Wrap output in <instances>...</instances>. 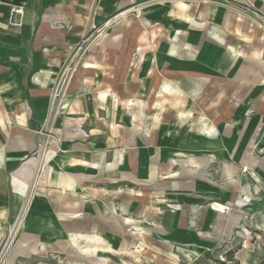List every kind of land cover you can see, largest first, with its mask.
<instances>
[{"label": "crops", "instance_id": "1", "mask_svg": "<svg viewBox=\"0 0 264 264\" xmlns=\"http://www.w3.org/2000/svg\"><path fill=\"white\" fill-rule=\"evenodd\" d=\"M137 2L122 1L120 8ZM181 5L182 9L188 8L185 2L181 1ZM112 6L113 0H0V251L10 224H15L12 233L17 223L24 227L8 256L0 264H16L21 258L34 256L44 258L50 252L49 248L54 253H65L68 244H74L79 255L96 257L95 264H108L111 254L124 253L125 245L120 249L113 248L107 239L113 238L112 235L104 237L91 227L80 226L70 232L67 238L65 232L70 230L67 224L88 223L95 215L109 213L114 218H120L115 221L130 226L132 234L138 238L150 234L148 229L138 225L140 209L133 218L129 215L133 206L137 205L135 203L140 202V190H144L146 184L154 186L161 179L168 181L163 188L188 190L183 194L191 202L206 203L198 205L200 217L194 229L187 226L191 205L171 204L180 213L177 216L179 227L170 233V237L175 244H183L191 250L201 248L202 253L209 255L216 252L215 233L206 229L211 223V212L218 213L214 226L225 222L241 223L242 218L233 220L226 214L227 210H235L231 202L237 200L241 189L260 195L256 192V187L260 186L253 187L249 180L257 181L253 177L263 174L253 149L264 127V111L258 113L260 118L242 152L239 163L244 168L224 162L219 171L221 182L209 175L208 161L200 160L189 149L177 151L174 145L165 147L164 139L160 136L154 141V137L148 135L144 126L135 119L130 127H124L121 148L110 150V136L95 132L92 122L96 123L97 117L100 118L101 113L107 111V108L99 106V99L114 98L119 104L121 100L115 91H102L92 98L88 112H82L77 98L66 114L58 110L51 118V96L58 67L74 52L81 32L92 29L96 20L94 12L109 10ZM19 7L23 8L22 14L12 12L13 8ZM134 10L139 15L135 17L133 26L144 31L139 35L140 46L135 47L133 40L126 43L119 35H106L104 43L102 40L106 50L121 52V61L126 67L130 65L133 52L138 51V64H141L142 69L147 52L153 46L156 51L161 38L170 47L171 60L193 62L197 59L200 50L187 41V30L167 27L162 22L155 24L140 15V7ZM115 19L117 17L108 24ZM176 19L180 25L188 24L190 28L202 31L204 38H210L222 48L229 49L218 34L212 36L209 33L206 21H197L191 15ZM14 21L19 24H13ZM229 21L230 14L227 13L222 23L228 26ZM240 52L235 53L230 62L229 69L233 70V77L244 89L264 85V43L259 48L250 49V53ZM106 56L104 63L108 64L111 60ZM92 58L94 55L87 58V63L82 66L85 70L79 71L76 79L89 82L88 79L93 75V65L90 64ZM153 72L154 69L150 74ZM162 88L170 95L176 93L169 83ZM127 105H131V102ZM240 106L238 99L234 102V108ZM251 113H245L247 118L238 135L231 136L234 137L231 157L239 153L251 126ZM222 122L218 119L202 135L215 139L216 136L211 134L218 130ZM49 125L52 135L47 134ZM231 126L235 128V125ZM141 137L144 140L145 137L149 138L148 147ZM189 139L192 142L193 138ZM177 166H180V170L175 171ZM130 184L137 187L135 198L121 199L120 214L102 210L101 207L111 209L114 193L117 190L124 192L123 186ZM218 198L228 199L222 202ZM237 207L242 208L244 205ZM34 224H41V227ZM121 230L125 232L123 228ZM50 232H57L58 235L51 236ZM125 234L128 235L127 232ZM199 236L205 237L203 245L194 242ZM54 238L56 241H51ZM38 264L46 263L39 261Z\"/></svg>", "mask_w": 264, "mask_h": 264}, {"label": "rangeland", "instance_id": "2", "mask_svg": "<svg viewBox=\"0 0 264 264\" xmlns=\"http://www.w3.org/2000/svg\"><path fill=\"white\" fill-rule=\"evenodd\" d=\"M122 1L126 0H113V6L109 10L94 12L96 20L92 29L81 32L76 40L74 52L58 67L51 96V118H54L58 110L66 114L77 98L82 112H88L92 98L102 91L112 90L118 94L121 101L117 104L114 98L99 99V106L107 108V111L101 113L100 118L97 117L96 123L92 122L95 132L110 136V150L121 148L124 127H130L135 119L144 126L148 135L154 137V141L160 136L164 139L165 147L174 145L177 151L189 149L188 151L200 160L208 161V173L218 182H221L219 171L224 162L235 163L244 168L239 161L260 118L258 113L264 111V85L244 89L233 77V70L229 69V66L235 53H250V49L263 45L264 0H138L135 4L120 8ZM181 1L187 3L188 8L182 9ZM135 7H140V15L155 24L162 22L167 27L187 30V41L200 50L197 59L193 62L171 60L170 47L161 38L156 51L152 45L153 49L147 52L142 69L141 64H138V51L133 52L130 65L126 67L121 61V52L106 50L103 43L106 35H119L126 43L133 40L135 47L140 46L139 35L144 31L133 26L135 17L139 15L134 10ZM129 8L131 9L128 10ZM227 13L230 14V21L228 26H224L222 20ZM187 15L197 21H206L209 33L212 36L218 34L229 49L222 48L210 38H204L202 31L177 22L176 18H185ZM116 17L117 19L108 24ZM148 37L153 44L151 35L148 34ZM91 55H94L90 62L93 65V75L86 83L75 77L79 71L85 70L82 66ZM105 56L111 60L108 64L104 63ZM152 69L154 72L151 75ZM166 83H169L176 93H166L162 88ZM238 99L241 106L234 108V102ZM129 102L131 105L128 106ZM248 111H252L251 126L241 143L239 153L231 157L234 137L244 125L247 118L245 113ZM218 119L223 122L218 130L211 134L216 136L215 139L202 135V132L214 125ZM230 124L235 125V128L229 127ZM52 132L49 125L47 134L52 135ZM233 134L234 137H231ZM190 137L193 138V143ZM144 142L148 147L149 138L145 137ZM253 155L258 160L259 169L263 174L258 175L260 179L253 177L257 181L252 179L249 183L253 187L260 186L256 187V192L260 195L241 189L237 200L231 202L235 210H227L226 214L233 220L242 218L241 223L225 222L214 226L218 213L211 212V223L206 229L215 233L213 236L216 238V252L212 254L202 253L201 248L191 250L188 246L175 244L172 240L170 233L179 227L177 216L180 210L172 208L171 204L191 205L187 226L194 229L200 217L198 205L206 203L191 202L183 194L188 190L163 188L168 181L161 178L154 186L146 184L145 189L140 190V202L135 204L141 206H133L129 215L133 218L140 209L138 225L148 229L150 234L140 235L138 238L132 234L130 226L115 221L120 220L118 216L114 218L106 213L103 216L95 215L88 223H68L70 230L65 232V237L69 238V233L80 226L91 227L95 233L104 237L107 234L112 235L113 238H107L112 247L120 249L125 245L126 250L122 254H111L108 264H261L264 262V127L253 149ZM178 170L180 166L175 169ZM196 181L202 183L200 180ZM123 189L124 192L117 190L111 197V209L100 206L102 210L119 213L122 198L129 197L134 200L137 187L130 184L124 185ZM226 199L228 198H218V201L223 202ZM241 205L244 207H237ZM250 207L255 209H249ZM14 225L9 226L8 236L0 251V262L8 256L18 236L24 231L21 224L5 251ZM34 225L41 227V224ZM217 227H220L218 231ZM121 228L128 235L122 232ZM50 233L51 236L58 235L57 232ZM55 239L51 241H56ZM204 240L205 237L199 236L194 242L196 245H203ZM67 246L65 253H54L49 248L50 252L45 254L44 258H21L16 264H38L39 261L46 264H95L96 257L89 258L87 255L77 254L74 244Z\"/></svg>", "mask_w": 264, "mask_h": 264}, {"label": "water", "instance_id": "3", "mask_svg": "<svg viewBox=\"0 0 264 264\" xmlns=\"http://www.w3.org/2000/svg\"><path fill=\"white\" fill-rule=\"evenodd\" d=\"M18 226H19V223H17V227H16L14 233L11 232V234H10V236H9V239H8V241H7V243H6V246H5V251L8 249V247H9V245H10L12 239H13V236L15 235V233H16V231H17Z\"/></svg>", "mask_w": 264, "mask_h": 264}, {"label": "built area", "instance_id": "4", "mask_svg": "<svg viewBox=\"0 0 264 264\" xmlns=\"http://www.w3.org/2000/svg\"><path fill=\"white\" fill-rule=\"evenodd\" d=\"M12 12L13 13H20V14H22L23 13V8H20V7L19 8H13L12 9ZM13 24H19V23H17V22L14 21Z\"/></svg>", "mask_w": 264, "mask_h": 264}, {"label": "bare ground", "instance_id": "5", "mask_svg": "<svg viewBox=\"0 0 264 264\" xmlns=\"http://www.w3.org/2000/svg\"><path fill=\"white\" fill-rule=\"evenodd\" d=\"M182 6V5H181ZM187 6V5H186ZM139 9V8H138ZM176 45V44H175ZM178 46V45H177ZM180 47H182V46H180ZM177 49V48H176ZM241 53V52H240ZM253 53H255V52H253ZM173 54H174V52H173ZM255 55L257 56V54L255 53ZM240 56V55H239ZM245 56V55H244ZM259 56V55H258ZM178 58V57H177ZM248 58V57H247ZM237 63V62H236ZM241 64V63H240ZM104 100V99H103ZM221 122V121H220ZM210 132V131H209ZM203 134H204V132H203ZM195 165H197V161H195ZM198 165H199V163H198ZM193 166V165H192ZM200 166V165H199ZM198 166V167H199ZM202 168V167H201ZM230 168V167H229ZM200 169V168H199ZM231 170V169H230ZM15 226V225H14ZM14 233V232H13ZM105 242V241H104ZM99 247V246H98ZM99 248H101V247H99ZM105 250V249H104ZM100 251V250H99ZM106 251V250H105ZM87 252H88V250H87ZM101 252V251H100ZM113 252V251H112ZM90 258V257H89ZM104 258V257H103Z\"/></svg>", "mask_w": 264, "mask_h": 264}, {"label": "trees", "instance_id": "6", "mask_svg": "<svg viewBox=\"0 0 264 264\" xmlns=\"http://www.w3.org/2000/svg\"><path fill=\"white\" fill-rule=\"evenodd\" d=\"M261 264H264V262H262Z\"/></svg>", "mask_w": 264, "mask_h": 264}]
</instances>
